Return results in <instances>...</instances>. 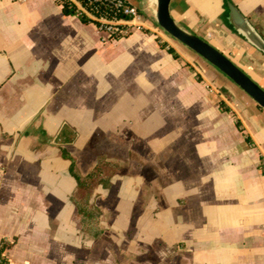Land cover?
<instances>
[{
  "label": "crops",
  "instance_id": "0c3cea01",
  "mask_svg": "<svg viewBox=\"0 0 264 264\" xmlns=\"http://www.w3.org/2000/svg\"><path fill=\"white\" fill-rule=\"evenodd\" d=\"M128 1L140 23L107 38L58 0H0L5 255L12 264H264V108L158 26V0ZM232 2L264 37V0ZM171 11L264 88V53L223 22L222 0H173ZM63 148L82 175L101 156L119 166L109 187L94 188L97 232L78 220Z\"/></svg>",
  "mask_w": 264,
  "mask_h": 264
},
{
  "label": "water",
  "instance_id": "95a60500",
  "mask_svg": "<svg viewBox=\"0 0 264 264\" xmlns=\"http://www.w3.org/2000/svg\"><path fill=\"white\" fill-rule=\"evenodd\" d=\"M172 1L173 0H158L156 13L158 25L169 35L216 66L264 108V88L209 41L181 27L172 15ZM228 7L229 23L249 43L264 53V37L243 12H241L237 5L229 1Z\"/></svg>",
  "mask_w": 264,
  "mask_h": 264
},
{
  "label": "trees",
  "instance_id": "16d2710c",
  "mask_svg": "<svg viewBox=\"0 0 264 264\" xmlns=\"http://www.w3.org/2000/svg\"><path fill=\"white\" fill-rule=\"evenodd\" d=\"M58 1L63 5V8L67 13L75 14V10L70 8L67 3H62L61 0ZM222 1L223 12L221 18L227 26L235 31L228 21V2L232 0ZM81 19L85 22H91L86 17H81ZM157 40L162 48H166L175 58H180V54L174 47L165 41H161L159 37H157ZM224 109L228 110V108ZM62 152L64 157L71 160L70 171L78 182V191L74 196V202L78 212V220L85 231L89 233L97 232V219L100 211L99 208L92 203L91 197L96 186L102 184L104 187H109L111 185V178L119 169V166L113 162L107 161L101 156L99 163L93 168V170L87 175H82L77 168L75 159L69 154V152L65 148H63ZM261 169L264 173V159L261 163ZM11 245L12 243L8 241H3L0 244V264H12L9 261V258L5 255V251L10 248Z\"/></svg>",
  "mask_w": 264,
  "mask_h": 264
},
{
  "label": "built area",
  "instance_id": "2783aa9c",
  "mask_svg": "<svg viewBox=\"0 0 264 264\" xmlns=\"http://www.w3.org/2000/svg\"><path fill=\"white\" fill-rule=\"evenodd\" d=\"M75 10V14L94 22L107 38L127 35L130 28L141 21L140 9L128 0H61Z\"/></svg>",
  "mask_w": 264,
  "mask_h": 264
},
{
  "label": "rangeland",
  "instance_id": "374dc122",
  "mask_svg": "<svg viewBox=\"0 0 264 264\" xmlns=\"http://www.w3.org/2000/svg\"><path fill=\"white\" fill-rule=\"evenodd\" d=\"M150 18H152V16H150ZM152 20H153V18H152ZM156 22H157V20H156ZM158 24V23H157ZM159 26V25H158ZM160 27V26H159ZM161 28V27H160ZM135 105L137 104V103H134ZM128 110H129V112L131 111L132 113H135L136 112V109H135V106H134V108H132L131 107V109H130V107L128 108ZM139 115H141V114H138V116ZM116 160H119L118 158H116V157H114ZM107 161H109V160H107ZM111 162V161H110ZM114 164H116V163H114ZM116 165H118V164H116Z\"/></svg>",
  "mask_w": 264,
  "mask_h": 264
}]
</instances>
